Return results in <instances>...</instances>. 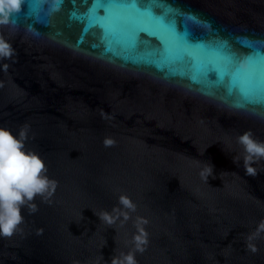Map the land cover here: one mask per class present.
I'll use <instances>...</instances> for the list:
<instances>
[{"label": "water", "instance_id": "obj_1", "mask_svg": "<svg viewBox=\"0 0 264 264\" xmlns=\"http://www.w3.org/2000/svg\"><path fill=\"white\" fill-rule=\"evenodd\" d=\"M168 6L202 18L188 22L194 43L223 40L245 56L252 50L240 41H264V0ZM74 8L87 5L66 0L49 17L43 4L45 25L25 5L15 26H0L15 50L0 60V127L18 135L28 126L26 149L57 182L54 193L31 202L36 211L22 208L13 236H0V264H111L134 247L140 227L148 243L138 264H264V161L253 165L255 176L246 174L237 143L248 130L264 141V120L253 115L264 106L238 108V93L229 97L227 87L209 94L148 63L158 47L152 37L142 35L140 50L127 54L136 63L113 57L98 28L84 34L86 23L70 18ZM177 22L183 31V16ZM106 138L115 143L106 146ZM101 211L130 218L108 226L94 214Z\"/></svg>", "mask_w": 264, "mask_h": 264}, {"label": "snow or ice", "instance_id": "obj_2", "mask_svg": "<svg viewBox=\"0 0 264 264\" xmlns=\"http://www.w3.org/2000/svg\"><path fill=\"white\" fill-rule=\"evenodd\" d=\"M62 7L66 0H59ZM76 3L77 0H72ZM85 11L73 9L70 18L86 23L84 34L92 28L100 30L101 42L106 53L113 57L137 61L128 53H136L144 43L141 36L154 38L158 47L147 53L148 63L171 75L187 77L200 84L209 94L211 89L227 87L228 95L238 93L236 107L264 106V41H240L251 53L238 55L226 41L194 43L188 22L201 24L202 18L185 15L182 10L168 6V0H81ZM26 15L47 25L46 16H40L43 0H26ZM24 14V10L19 14ZM18 15V16H19ZM18 16L13 23H17ZM183 16V31L177 18ZM83 35L78 41L83 43ZM98 47V45H93ZM182 64L185 71H177Z\"/></svg>", "mask_w": 264, "mask_h": 264}, {"label": "clouds", "instance_id": "obj_3", "mask_svg": "<svg viewBox=\"0 0 264 264\" xmlns=\"http://www.w3.org/2000/svg\"><path fill=\"white\" fill-rule=\"evenodd\" d=\"M26 0H0V26H15L14 17L18 16L25 6ZM47 5L46 14L54 16L61 10L59 0H43ZM15 50L2 35H0V60L11 58ZM8 65H3L6 70ZM253 115L264 120V112H254ZM27 128L24 126L18 135H14L8 128L0 127V236L11 237L23 223L24 217L21 210L28 205L32 211H36V205L31 203L37 196L47 198L55 192L57 182L50 179L46 172V165L42 158L35 152L26 149ZM115 141L105 139V145L110 146ZM237 143L243 150V163L245 172L255 176L258 165L264 161V141L257 138L251 130L237 137ZM234 164L239 162L238 157H233ZM214 166L209 163L201 172V176L207 181L213 175ZM120 204L125 209L135 211V205L127 196L120 197ZM113 211H117L114 209ZM101 222L112 226L120 220L121 225L130 216L127 211H121L120 215L114 216L107 211L94 213ZM146 223V221H145ZM264 231V222L258 226V232ZM134 247L127 253L121 252L114 255L111 264H138L136 253H143L147 245V233L142 227L138 228V234L132 237Z\"/></svg>", "mask_w": 264, "mask_h": 264}]
</instances>
